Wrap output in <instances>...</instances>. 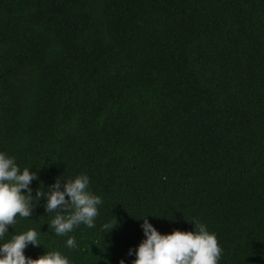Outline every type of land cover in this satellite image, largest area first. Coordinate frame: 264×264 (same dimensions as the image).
I'll return each instance as SVG.
<instances>
[{
    "label": "trees",
    "instance_id": "obj_1",
    "mask_svg": "<svg viewBox=\"0 0 264 264\" xmlns=\"http://www.w3.org/2000/svg\"><path fill=\"white\" fill-rule=\"evenodd\" d=\"M0 151L34 190L86 174L103 201L76 249L45 201L17 217L26 257L132 264L149 216L264 264V0H0Z\"/></svg>",
    "mask_w": 264,
    "mask_h": 264
},
{
    "label": "clouds",
    "instance_id": "obj_2",
    "mask_svg": "<svg viewBox=\"0 0 264 264\" xmlns=\"http://www.w3.org/2000/svg\"><path fill=\"white\" fill-rule=\"evenodd\" d=\"M33 181H39L37 171L27 167L21 170L14 157L0 151V264H72L60 251L45 252L36 259L26 257L25 250L29 246L41 247V233L29 229L4 242L9 227L17 223V217H31L36 204L43 200L45 213H56L49 225L54 234L68 236L65 247L76 249V238L68 234L80 225L95 228L103 201L91 191L86 174L64 181L57 178L52 185L44 187V191L40 187L34 190ZM147 217L141 219L140 225L144 239L127 253L135 257L132 264H220L223 249L216 234L203 223L196 224L194 231L174 230L161 234ZM119 226L114 217L113 222L104 225V230L110 233ZM119 264L126 262L122 259Z\"/></svg>",
    "mask_w": 264,
    "mask_h": 264
}]
</instances>
